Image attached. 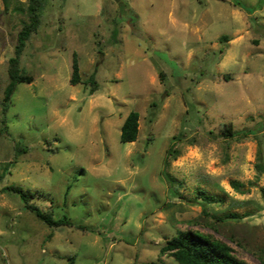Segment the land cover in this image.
<instances>
[{"label": "rangeland", "instance_id": "374dc122", "mask_svg": "<svg viewBox=\"0 0 264 264\" xmlns=\"http://www.w3.org/2000/svg\"><path fill=\"white\" fill-rule=\"evenodd\" d=\"M27 2L0 0V174L28 147L0 188L73 226L0 192V264H178L161 249L183 231L264 264V0H46L21 58L33 82L4 115ZM132 111L138 138L122 143Z\"/></svg>", "mask_w": 264, "mask_h": 264}, {"label": "trees", "instance_id": "16d2710c", "mask_svg": "<svg viewBox=\"0 0 264 264\" xmlns=\"http://www.w3.org/2000/svg\"><path fill=\"white\" fill-rule=\"evenodd\" d=\"M46 0H28L26 7V20L22 22V28L17 36V43L14 48V55L8 61V77L9 83L4 90L2 101V112L7 114L12 105V99L21 84H31L33 78L25 73L21 67V58L25 51L28 41L36 34L42 24V13ZM72 75L70 79L71 85H78L82 82L80 74V64L77 55L74 54ZM97 71V70H96ZM96 71L84 82L90 87V94H94L99 89V84L96 79ZM139 118L140 115L136 111H132L124 121L122 126L120 140L122 143L135 142L139 134ZM250 134V130L235 131L231 126H225L222 131V136L227 139L246 138ZM147 150V149H146ZM28 151V147L22 143L14 144V158L3 167L0 174V181L3 180L6 174H10V167L17 162L18 157ZM168 155H173V150H168ZM256 169L259 173L264 172V156L262 150H259L257 156ZM168 162H165L167 166ZM167 176V174H166ZM1 193L9 192L17 194L24 207L30 213L34 214L43 224L50 228L61 226H73L66 218L55 219L52 209H42L34 202L37 195L30 189H24L15 183L8 184L0 188ZM231 215L230 217H234ZM162 256L169 254L178 264H248L243 260L238 259L230 246L220 241L212 240L206 236L193 233L191 231L180 232L177 236L166 241V244L161 249ZM154 264V263H147Z\"/></svg>", "mask_w": 264, "mask_h": 264}]
</instances>
